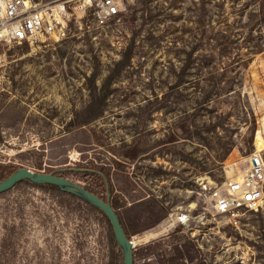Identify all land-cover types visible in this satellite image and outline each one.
Instances as JSON below:
<instances>
[{"label":"rangeland","instance_id":"374dc122","mask_svg":"<svg viewBox=\"0 0 264 264\" xmlns=\"http://www.w3.org/2000/svg\"><path fill=\"white\" fill-rule=\"evenodd\" d=\"M64 1L75 22L85 0ZM74 22L58 38L0 45V165L104 195L100 171L125 206L155 199L165 217L130 238L164 222L134 249L166 245L135 264H161L180 233L199 248L192 264H264V212L240 230L209 211L181 231L169 219L179 207L202 215L201 181L221 185L264 154V0H136L102 28ZM108 229L64 191L0 193V264H109Z\"/></svg>","mask_w":264,"mask_h":264},{"label":"built area","instance_id":"2783aa9c","mask_svg":"<svg viewBox=\"0 0 264 264\" xmlns=\"http://www.w3.org/2000/svg\"><path fill=\"white\" fill-rule=\"evenodd\" d=\"M135 1L85 0L77 6L81 14L74 22V12L64 0H0V45L58 38L78 21L82 26L99 29L119 19ZM86 16L88 20L83 23ZM200 185L201 192L209 196L205 211L194 217L190 209H174L169 214L171 225L190 227L193 221L203 223L209 211L240 230L248 224L250 214L264 212V160L258 151L251 152L244 168L227 175L221 185L205 181Z\"/></svg>","mask_w":264,"mask_h":264},{"label":"trees","instance_id":"16d2710c","mask_svg":"<svg viewBox=\"0 0 264 264\" xmlns=\"http://www.w3.org/2000/svg\"><path fill=\"white\" fill-rule=\"evenodd\" d=\"M17 168L19 167L0 165V180L10 175ZM55 173L61 175L60 172H55ZM97 173H99L98 175H100L102 180L104 179L103 186L105 188L107 187V184H108L109 192L111 195L110 202L112 206L115 208L120 218V221L124 227V230L129 238L131 237L132 234H136L149 227L156 225L158 222H160L165 217V214L156 215V206L158 205L157 204L158 202L155 199L142 200V201L134 203L131 206H125L124 203L120 202L117 196L113 194V190L111 188V181L110 180H108V182L105 181L106 180L105 173L100 172V171H98ZM21 182H28L34 186H38L42 188L43 187L54 188L60 192H63V190L61 191V188L58 185L52 184V183H34L28 179H25V180L18 182L17 184ZM85 187L89 189L90 191L100 195L103 198L107 197L108 191L104 195H101L94 188H91L88 186H85ZM66 193L69 194V196L79 200V202L85 204V206H87V209L90 210L91 212H98L104 216V218L107 220L109 224L108 241L110 243V254L109 255L111 257L109 264H118V263L125 264L124 257H123V251L115 238V234H114L111 221L109 217L105 214V212L101 210L99 207L90 203L88 200H85L70 192H66ZM148 209L150 210V212L148 213L149 215H146L145 212ZM176 231H181L180 225L177 227ZM167 239L173 243V247H172L171 254L166 258L164 257L162 258L161 264H192V262H194L195 260H198V257L200 255L199 248L196 247V245L192 243L190 239L183 236L182 233L174 235L171 238L169 236ZM165 245L166 244L162 243V241H159V242L154 241L153 243L147 245L144 248V251L140 252L139 254L137 252V249H134V258H136L139 255L153 253ZM201 264H205L204 261H202Z\"/></svg>","mask_w":264,"mask_h":264},{"label":"water","instance_id":"95a60500","mask_svg":"<svg viewBox=\"0 0 264 264\" xmlns=\"http://www.w3.org/2000/svg\"><path fill=\"white\" fill-rule=\"evenodd\" d=\"M28 179L34 183H52L58 185L61 190L73 193L85 200H88L93 205L99 207L109 217L115 238L123 251L124 263L135 264L134 247L135 243L132 238L126 234L120 218L110 202V192L106 198L90 191L85 186L74 182L73 180L56 174L54 172L34 171L30 168L19 167L10 175L0 180V193L14 187L18 182ZM108 188V184H107Z\"/></svg>","mask_w":264,"mask_h":264},{"label":"bare ground","instance_id":"6f19581e","mask_svg":"<svg viewBox=\"0 0 264 264\" xmlns=\"http://www.w3.org/2000/svg\"><path fill=\"white\" fill-rule=\"evenodd\" d=\"M259 152V151H258ZM262 157H263V160H264V154H262L261 152H259ZM234 172V168L231 166V168L229 167L227 169V173L230 175ZM159 227L161 226V229H158V230H147L145 232V234L142 236V237H139V238H136L134 241V243L136 244L138 241H145V240H148L150 238H153V237H156L157 235H159L162 231L166 230V227L164 225V222H161L159 225Z\"/></svg>","mask_w":264,"mask_h":264}]
</instances>
